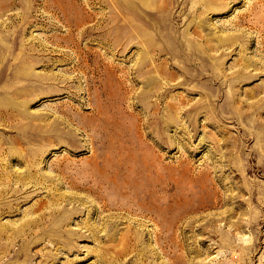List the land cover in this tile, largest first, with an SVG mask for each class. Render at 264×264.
Returning a JSON list of instances; mask_svg holds the SVG:
<instances>
[{
  "label": "rangeland",
  "instance_id": "rangeland-1",
  "mask_svg": "<svg viewBox=\"0 0 264 264\" xmlns=\"http://www.w3.org/2000/svg\"><path fill=\"white\" fill-rule=\"evenodd\" d=\"M0 264H264V0H0Z\"/></svg>",
  "mask_w": 264,
  "mask_h": 264
}]
</instances>
